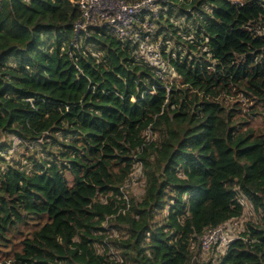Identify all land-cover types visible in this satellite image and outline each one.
Returning a JSON list of instances; mask_svg holds the SVG:
<instances>
[{
    "label": "trees",
    "instance_id": "obj_1",
    "mask_svg": "<svg viewBox=\"0 0 264 264\" xmlns=\"http://www.w3.org/2000/svg\"><path fill=\"white\" fill-rule=\"evenodd\" d=\"M79 16L0 0V264H264V124L230 103L264 122V0H168L172 79L103 29L72 46ZM246 206L200 261L198 238Z\"/></svg>",
    "mask_w": 264,
    "mask_h": 264
},
{
    "label": "built area",
    "instance_id": "obj_2",
    "mask_svg": "<svg viewBox=\"0 0 264 264\" xmlns=\"http://www.w3.org/2000/svg\"><path fill=\"white\" fill-rule=\"evenodd\" d=\"M70 1L80 11L79 18L73 24L72 46L77 47L80 38L89 36L93 28L103 29L116 39L129 43L133 47V58L153 67L160 78L166 76L165 72L175 75L173 68L163 57L160 39L154 36L156 21L168 0ZM69 56L71 57L70 53ZM131 100L134 101V97ZM16 142L17 139H14L13 146ZM238 232L230 220L208 229L198 238V253L204 256L215 246L224 251L228 243L239 236L235 234Z\"/></svg>",
    "mask_w": 264,
    "mask_h": 264
},
{
    "label": "rangeland",
    "instance_id": "obj_3",
    "mask_svg": "<svg viewBox=\"0 0 264 264\" xmlns=\"http://www.w3.org/2000/svg\"><path fill=\"white\" fill-rule=\"evenodd\" d=\"M171 22H176L175 24L179 23V21H176L174 18L172 19ZM166 76H168L169 79H172L175 75L171 74V73H166ZM235 101H239L237 102L238 107H241V111L239 112L240 116H244V118L249 119V123L252 124V126H258L260 124H264V122L262 121L260 116H251L246 114V111L248 110L246 105V100H240L239 98H230V103L235 102ZM31 152H29L30 154ZM140 173H141V169L140 166H138V168L131 174L129 181L127 182V184L125 185L126 188L130 189L132 192L137 193L140 191L141 189V185L139 183L138 178L140 177ZM67 178L70 180V174L67 173L66 174ZM249 206L245 207V213L238 218H233L230 220L231 225L236 229V231H239L240 234L242 231L246 230V225L245 222L253 219L254 216L253 214H251V212L248 209ZM238 232V233H239ZM238 233H235L236 235H238ZM112 234H116V231H113ZM18 246H15V249H17ZM214 252L209 251L207 254H205L204 256H202L200 258V261H212L213 263L216 261V256L219 252L216 251V248Z\"/></svg>",
    "mask_w": 264,
    "mask_h": 264
}]
</instances>
